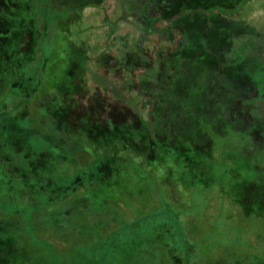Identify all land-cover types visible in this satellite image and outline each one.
<instances>
[{
  "label": "trees",
  "instance_id": "16d2710c",
  "mask_svg": "<svg viewBox=\"0 0 264 264\" xmlns=\"http://www.w3.org/2000/svg\"><path fill=\"white\" fill-rule=\"evenodd\" d=\"M48 2L41 20L42 0H0V264H264V92L248 75L224 102L217 75L206 109L166 113L155 53L136 42L91 76L61 52L84 13ZM144 2L140 23L167 22Z\"/></svg>",
  "mask_w": 264,
  "mask_h": 264
},
{
  "label": "rangeland",
  "instance_id": "374dc122",
  "mask_svg": "<svg viewBox=\"0 0 264 264\" xmlns=\"http://www.w3.org/2000/svg\"><path fill=\"white\" fill-rule=\"evenodd\" d=\"M42 1L45 9L39 15L44 20L49 2ZM98 1L53 0V10L48 12L53 19L54 14L63 15L64 10L66 13L72 10L77 14L84 13L80 18L81 22L66 24L68 27L72 26L69 32L70 42L62 36L61 41H64L61 42V52L64 53L63 48H70L77 65L84 64L85 59L89 58L87 68L91 70V76L96 73L94 68L97 60H118L134 43L140 42L147 54L143 55L142 50L138 54L149 59L150 54L154 56L155 53L157 58L153 61L157 73V66L160 63L164 66L161 82L166 81V75H170L165 88H155L154 91L147 89L148 95L161 94L156 107H163L166 113L171 112L174 107H189L191 104L196 105L199 111L206 109L208 104L205 95L216 81L217 75L224 80V95L227 97L224 102L228 101V95L236 96L249 90L248 75L255 82L258 94H263L264 59L259 61L255 56H248L243 52L254 43L258 48L264 49L261 45L264 44V0H150L156 12L167 17V22H159L156 28L149 26L150 23L139 22V14L146 13L145 9L149 4L145 0H134L142 5L136 13L131 11L129 5L124 7V0H107L97 5ZM96 5L99 7H95ZM65 6L66 9L63 10L62 7ZM48 28L45 44L52 36L51 23ZM74 29L76 33L78 29L84 30L81 38H90L82 48L71 46L74 41L72 37H76L73 35L76 33L72 32ZM141 30L150 33L143 34ZM49 48L48 44L44 49L47 51ZM108 76L110 84L117 85L111 73ZM132 98L133 96L130 100L136 102L139 99ZM260 106L263 110L264 104L261 103ZM139 120L141 121L140 118L137 119Z\"/></svg>",
  "mask_w": 264,
  "mask_h": 264
},
{
  "label": "flooded vegetation",
  "instance_id": "af4514ba",
  "mask_svg": "<svg viewBox=\"0 0 264 264\" xmlns=\"http://www.w3.org/2000/svg\"><path fill=\"white\" fill-rule=\"evenodd\" d=\"M135 7H137V5L136 4H133V6L132 7H130V9H131V11L133 10V11H135L134 13H136L137 12V10L135 9ZM132 11V12H133ZM140 22V21H139ZM142 31V30H141ZM142 33V32H141Z\"/></svg>",
  "mask_w": 264,
  "mask_h": 264
}]
</instances>
